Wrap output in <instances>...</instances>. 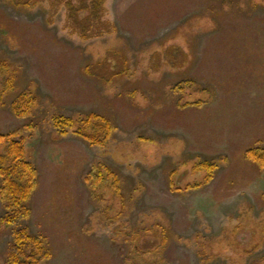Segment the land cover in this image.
<instances>
[{
    "label": "rangeland",
    "instance_id": "374dc122",
    "mask_svg": "<svg viewBox=\"0 0 264 264\" xmlns=\"http://www.w3.org/2000/svg\"><path fill=\"white\" fill-rule=\"evenodd\" d=\"M103 5L82 35L62 1L0 0V134L36 169L42 264H264V0ZM88 115L101 145L74 132Z\"/></svg>",
    "mask_w": 264,
    "mask_h": 264
},
{
    "label": "trees",
    "instance_id": "16d2710c",
    "mask_svg": "<svg viewBox=\"0 0 264 264\" xmlns=\"http://www.w3.org/2000/svg\"><path fill=\"white\" fill-rule=\"evenodd\" d=\"M23 0H17L21 2ZM62 1L67 11V18L72 27L79 29L80 34L85 35L88 30L97 28L101 14L104 10V0H58ZM82 12L84 15H81ZM102 25V24H101ZM100 31H97L99 33ZM34 101V98L29 94L22 95L21 103L24 109H27L29 104ZM25 102V103H24ZM91 115L81 119V124L78 125L74 132L88 141L92 145H101L104 140H107L110 133L111 124L108 120L100 118L102 125L99 130L105 132L98 139L96 134L88 131L89 124L99 125L97 122H91ZM53 121L61 133H66L67 128H72L76 124V120L72 117L56 114L53 116ZM103 128V129H101ZM0 145L4 146V152L0 153V199L5 201V213L1 221L8 226H14L12 241L8 246L7 264H42V262L51 258V250L44 241L32 233H30L27 225L23 224L30 214L28 206L29 199L36 187V169L30 159L26 157L24 141L16 139L10 134H0ZM254 150V151H251ZM249 149L252 158L255 161H260L264 158V150ZM203 168V166H201ZM206 178L212 176L213 165H207ZM109 176L111 172H107ZM101 174L99 173V176ZM114 184H117L114 178Z\"/></svg>",
    "mask_w": 264,
    "mask_h": 264
}]
</instances>
